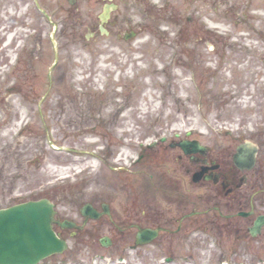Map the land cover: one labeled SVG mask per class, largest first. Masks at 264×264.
Segmentation results:
<instances>
[{"label":"rangeland","instance_id":"rangeland-1","mask_svg":"<svg viewBox=\"0 0 264 264\" xmlns=\"http://www.w3.org/2000/svg\"><path fill=\"white\" fill-rule=\"evenodd\" d=\"M37 3L56 32L34 0H0V208L45 197L66 213L99 187L127 185L111 167L129 163L105 161V145L134 158L140 142L214 132L264 154V0H116L119 36L88 46L65 0ZM68 240L51 260L115 264L117 254ZM181 244L167 264H264V242L234 232Z\"/></svg>","mask_w":264,"mask_h":264},{"label":"flooded vegetation","instance_id":"flooded-vegetation-1","mask_svg":"<svg viewBox=\"0 0 264 264\" xmlns=\"http://www.w3.org/2000/svg\"><path fill=\"white\" fill-rule=\"evenodd\" d=\"M65 1L71 20H77L73 28L83 27L82 31L88 34L85 46L100 35L118 37L122 30L120 23L126 24L119 20L116 0H72V4ZM87 1L90 5L81 11ZM106 6L109 17L103 22L100 16ZM245 7L246 3L242 8ZM231 9L230 6L227 12ZM101 26L106 33L101 32ZM134 35L132 31L128 36ZM183 141L191 144L183 148L179 145ZM245 141L239 136L224 142L223 136L210 132L203 140L183 135L149 144L134 159L125 158L129 168L111 167L124 173L122 178L127 185L99 187L94 199L77 202L74 211L66 213L59 210L60 202L52 201L55 221L73 223L68 228L55 224L54 229L67 242L70 238L79 241L81 247L98 245L104 252L117 254L114 258L119 264L123 260L132 264L129 256L155 258L161 254L165 256L157 264L174 262L178 251L182 253L181 242L193 241L194 235L201 231L218 237L234 232L242 241L263 243L264 154L255 142L257 153L252 168L236 166L233 162L236 148ZM107 143L112 141L109 139ZM105 146L102 156L105 161H114L118 157L117 146ZM138 179L143 185L137 184ZM258 222L261 228L252 236L251 229ZM141 230H146L145 243L137 240ZM101 240L108 245L103 246ZM105 258L104 253L99 255V261ZM61 260L50 259L49 263L60 264ZM83 260L72 259L73 264Z\"/></svg>","mask_w":264,"mask_h":264},{"label":"water","instance_id":"water-1","mask_svg":"<svg viewBox=\"0 0 264 264\" xmlns=\"http://www.w3.org/2000/svg\"><path fill=\"white\" fill-rule=\"evenodd\" d=\"M107 16L108 8L102 19L105 20ZM247 152V144L239 147L236 163H245ZM250 153V160L253 162L254 150H250ZM53 207L48 199L41 198L0 209V264H37L40 260L65 250V241L53 230ZM58 224L61 227L73 225L70 222ZM258 227L259 224H256L255 229ZM255 229L252 230L253 235ZM139 235L145 236L146 231Z\"/></svg>","mask_w":264,"mask_h":264}]
</instances>
